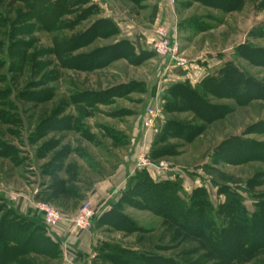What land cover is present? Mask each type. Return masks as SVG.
<instances>
[{
	"label": "rangeland",
	"instance_id": "374dc122",
	"mask_svg": "<svg viewBox=\"0 0 264 264\" xmlns=\"http://www.w3.org/2000/svg\"><path fill=\"white\" fill-rule=\"evenodd\" d=\"M159 1L0 0V219L6 215V222L31 223L41 235L59 243L53 259L28 254L23 257L26 262H76L75 254L80 253L77 243L83 233H87L90 247L88 257L79 258V264H131L115 252L109 254L111 263L103 260L112 247L137 250V246H150L151 254L169 256L165 249L170 240L174 243L180 236L171 238L167 224L128 204L138 203L134 195L139 174L158 184L178 181L179 196L186 200L193 191L205 189L214 206L223 204V192H229L242 199L249 214L264 201V101L239 106L221 94L219 98L206 97L199 105L174 88L168 91L176 83L197 93L203 90L201 79L193 76L198 72L194 64L200 61L192 60L198 53L192 51L191 57L181 50L169 19L159 18L155 23ZM167 1L174 11L178 0ZM248 1L247 11L264 21L262 0ZM184 3L191 4L188 0ZM209 14L210 10L194 4L185 17ZM43 16L48 29L40 24ZM52 16L55 26L48 21ZM159 29L166 31L169 46L176 47L172 58L184 61V67H176L177 61L169 58L166 62L172 69L160 73L157 66L162 59L152 48ZM86 32L93 37L82 42L74 54L85 55L93 69H66L61 46ZM142 35L147 37L145 49L132 51L130 43L144 41ZM207 39L208 45L227 48L240 44L242 36L224 33ZM252 41L264 48V40ZM118 44L126 57L110 60V47ZM208 53L209 58L220 57ZM223 55V67L234 66L264 85L263 68L237 59L235 50ZM262 57L254 59L262 63ZM172 77L174 80L166 81ZM251 92L245 87L236 98ZM227 94L235 96L231 91ZM156 101L161 113L149 115L144 122L141 117L146 107ZM221 109L228 112L219 118ZM68 119L70 127L65 129ZM4 147L10 149L7 157H2L7 153ZM227 156L235 157L226 163ZM55 164L58 169L52 168ZM56 183L59 187L54 189ZM36 197L47 200L42 203L64 219L54 232L40 222ZM159 198L150 203L166 202ZM108 200L118 207L104 206ZM85 205L98 210V215L89 229L79 231L73 221ZM108 211L153 233H126L128 228H121L114 217L100 221ZM9 232L20 237L13 229ZM201 255L197 251L190 259Z\"/></svg>",
	"mask_w": 264,
	"mask_h": 264
},
{
	"label": "trees",
	"instance_id": "16d2710c",
	"mask_svg": "<svg viewBox=\"0 0 264 264\" xmlns=\"http://www.w3.org/2000/svg\"><path fill=\"white\" fill-rule=\"evenodd\" d=\"M129 1L133 4L136 3V0ZM202 3L229 12L239 7L240 0H202ZM45 18L46 16L41 17L40 24L43 28L48 29L47 25L42 23ZM48 21L51 26H55L56 21L53 16ZM88 32L75 39L66 40L64 45L61 46L63 47L64 57L67 59L65 61L66 69L77 72L93 69L92 66L88 67L89 61L86 60L85 55L74 54V51L82 47V42L87 41L92 36ZM94 36H96L95 33ZM256 36L264 38V29L259 30ZM130 44L132 51L139 50L138 41L135 40ZM121 45L110 47V54H112L110 60L126 57ZM235 52L237 59L264 69V57L260 59L262 63L256 62L254 59L256 55H264L263 49L246 44L237 48ZM176 84L171 85L168 91L174 88L173 91H179V94L183 93L187 96L185 98L191 99L199 105L206 102V97L219 98L221 94L224 97H231L239 106H246L251 101H264V85L253 80L252 77L244 75L234 66L223 67L214 76L208 75L205 77L202 81L203 91L201 93H197V91L188 87L181 88ZM245 87H250L252 92L247 96L236 98V95H239ZM227 91L233 92L235 96L227 94ZM162 100L165 101L164 96ZM221 111V114L217 115L219 118H222L228 112L227 109H221ZM66 123L65 129L70 127V119ZM227 146H225V149L233 147ZM3 149L7 153L2 157H7L10 149L9 147ZM223 153L226 158L225 151ZM234 157L229 156L226 163H229ZM52 168L58 169L56 164ZM135 180L137 181L135 185L137 188L134 198L138 200V203L129 202V206L153 214L161 220L162 225L167 224L170 227H168L169 232H172L173 235L171 238L180 236L181 239L174 243L170 240V246L165 249V251L170 252L167 257L151 254L153 248L150 246L141 249H138L140 247L137 246V250L112 247L103 258L106 262L111 263L113 261L109 254L115 252L117 253L116 256L131 264H264V201L258 203L255 213L249 214L243 205L242 199L229 192H223L225 197L223 204L214 206L208 197L207 191L202 188L193 191L190 198L186 200L179 196L178 181L158 184L152 182L145 174H139L135 177ZM57 187H59V184H54L53 188L56 189ZM145 191L149 192L148 196L144 195ZM122 193L128 194V191ZM157 197H160L159 200L165 199L166 202L161 201L158 205L151 204L152 199ZM36 199L40 202H47V200L39 197H36ZM108 207L114 209L118 206L109 202ZM7 217L4 215L0 219V264H10L16 261H18L16 262L18 264H34L23 259L28 254L51 259L56 256L57 253H54V250L59 246L57 241L41 235L42 231L35 225H31V223L24 222L18 225V222L15 223L16 220L6 222ZM113 217L119 220L121 228L122 226L128 228L126 233L135 232L146 235L153 233L151 232L153 230L144 229L127 218L114 213V211L105 213L100 221L104 218ZM40 222H42V219ZM12 229L20 237H12L9 232ZM22 237L25 241L20 239ZM197 251L203 253V255L199 259L191 260L190 257ZM79 258H82V255L76 253L75 260ZM112 264L114 263L112 262Z\"/></svg>",
	"mask_w": 264,
	"mask_h": 264
},
{
	"label": "crops",
	"instance_id": "0c3cea01",
	"mask_svg": "<svg viewBox=\"0 0 264 264\" xmlns=\"http://www.w3.org/2000/svg\"><path fill=\"white\" fill-rule=\"evenodd\" d=\"M187 0H183V2H186ZM191 2L190 5H186V3L182 4L181 0L177 1V6L173 9L170 7L167 0H161L156 3L154 13V19L155 23L159 21V18L165 17V20L169 19V23H171L173 38L179 41L181 50L184 51L186 54H190L192 56V51L197 52L194 59L192 61L199 62L197 64H194L193 68L195 71L198 70V72L193 74L195 78L201 79L202 82L205 77H207L211 72H215L216 70H219L223 67V63H225V57L223 54H225L228 51H234L238 47V45H246L250 44L252 46H255L259 49H263V47L257 46L254 41L252 40H264L263 37H257V32L259 30L264 29V21H261V16H255L254 18L252 16V13L248 12L249 9L247 6L249 5L248 0H240V5L237 9L231 10L229 12H224L220 9L213 8L211 6H207L206 4L202 3V0H188ZM181 2V3H180ZM253 2V1H252ZM180 4V5H179ZM199 5L207 8L210 10L209 15L204 16H193L186 18L185 15L188 13V9L191 10L193 5ZM263 6L262 10H264V0H262L261 7ZM243 11H246L244 13ZM262 13V12H261ZM255 20H259L258 23H255ZM211 21V22H210ZM242 21L246 22V27H242ZM246 28V29H242ZM215 32V33H214ZM216 36H219L220 34H226L230 37H238V35L242 36V41L240 44H236L235 46H228L227 48L220 46L218 44L217 47H213L211 44L208 45L206 42L208 39L207 37L212 36L213 34ZM212 34V35H208ZM256 36V37H255ZM206 37V38H205ZM142 38H144V41H140L139 46L140 49H145L144 44L146 45L147 37L146 35H142ZM204 38V41H203ZM255 38V39H254ZM203 41V43H201ZM205 42V44H204ZM139 50H135V52H139ZM208 52H216L215 54H220V57H212L209 58ZM211 54V53H210ZM157 68L160 70V73H166L169 69H172V64L170 67H168V64L166 60H161V62L158 64ZM190 75V74H189ZM178 76L177 78H179ZM172 81L174 80L172 78L166 79V81ZM149 106V104H148ZM147 106V107H148ZM146 107V108H147ZM146 110V109H145ZM143 116L141 117V119ZM111 186V185H110ZM116 187V186H115ZM102 189V188H100ZM108 201H104L103 205L108 206ZM73 241V239H71ZM90 246L88 245V235L87 233H83L79 237V242L77 243V248L80 250V254L82 255V258H87L89 252L87 251ZM81 259V258H80ZM79 260L76 262L70 264H79ZM88 263V262H87Z\"/></svg>",
	"mask_w": 264,
	"mask_h": 264
},
{
	"label": "built area",
	"instance_id": "2783aa9c",
	"mask_svg": "<svg viewBox=\"0 0 264 264\" xmlns=\"http://www.w3.org/2000/svg\"><path fill=\"white\" fill-rule=\"evenodd\" d=\"M169 2L174 3V0H169ZM156 38L157 41L155 42V45L152 46V48L156 53L157 57L162 60H167L169 58L174 59L177 61L176 67H184V61L177 58H172V50L175 51L176 47L171 48L169 46L166 31H164V29H159L158 31H156ZM156 112L161 113L160 109L158 108L157 101L154 103L153 106L149 105L146 108L142 120L146 122L148 120L149 115H152L153 113L155 114ZM36 209L39 211L40 214H42L41 216L43 223L52 232H54V229L56 228L58 222L64 220L60 218L59 214L52 210L49 205L44 204L42 202H38L36 204ZM97 215L98 210L91 209L88 205H85L73 221L75 227L74 229H78L79 231L89 229L91 227L92 221Z\"/></svg>",
	"mask_w": 264,
	"mask_h": 264
}]
</instances>
